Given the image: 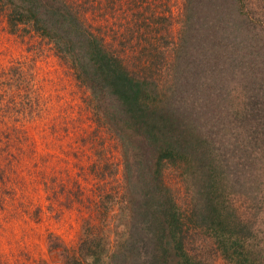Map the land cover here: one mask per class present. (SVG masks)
I'll list each match as a JSON object with an SVG mask.
<instances>
[{"label":"rangeland","instance_id":"1","mask_svg":"<svg viewBox=\"0 0 264 264\" xmlns=\"http://www.w3.org/2000/svg\"><path fill=\"white\" fill-rule=\"evenodd\" d=\"M48 1L73 3L81 33L92 30L108 41H138L128 32L147 24L173 30L161 36L183 51L176 61L171 45L170 57L157 59L162 72L154 73L209 137L213 161L204 176L191 163L164 171L192 219L188 251L203 264H234L210 229L217 214L207 210L200 220L197 210L210 183L215 209L240 217L236 230L264 256V0H139V9L131 0ZM5 4L0 0V264H69L88 232L104 234L113 253L126 235L121 218L129 220L142 180L157 168L155 154L140 138L127 141L134 157L127 185L113 119L118 108L108 96L99 106L71 65L84 37L60 25L59 50L28 25L11 32ZM133 251L129 262L116 264H140Z\"/></svg>","mask_w":264,"mask_h":264},{"label":"trees","instance_id":"2","mask_svg":"<svg viewBox=\"0 0 264 264\" xmlns=\"http://www.w3.org/2000/svg\"><path fill=\"white\" fill-rule=\"evenodd\" d=\"M131 2H136V9L140 8L139 0ZM189 2L192 3V0ZM73 6V3L62 6L48 0H9L2 11L11 32L20 25H28L32 31L51 39L59 50L60 40H54V35L60 25L84 37L79 54H70L71 65L77 78L89 87L99 106L108 96L109 102L113 100L118 108L113 113V119L117 121V132L125 149L127 185H132L134 181L129 177L134 174V157L132 148L127 146V141L133 137L140 138L152 150L155 154L152 166L157 168L154 175L149 171L142 180L145 186L141 187L140 182V193L135 194L138 196V207L132 206L133 211L127 213L129 220L125 216L121 218L126 235L118 240L116 250L113 253L107 251V240L101 232H88L81 239L80 256L70 257L68 263L104 264L109 259L110 264H116L119 258L127 263L129 259L126 258H130L134 249L136 259H143L140 264H203L188 251L190 214L183 210L173 190L164 182V171L170 165L191 163L195 172L204 176L210 173L213 163L206 151L209 137L186 116L188 111L183 110L180 104H174L170 94L172 90L164 85L159 74L154 73L162 72L165 65L159 66L157 59H160V54L164 59L170 57L168 50L171 45L174 51L171 53L178 60L183 51L179 50L180 43L173 44L174 38L172 41L161 36L162 32L169 35L173 30L157 29L151 24L138 28L136 32H128L127 36L139 35L138 41L129 38L108 41L104 34L87 29L81 33L85 26L73 11ZM147 154L144 156L151 164V157ZM144 166L143 163V170ZM149 169H152L151 165ZM204 187L205 193L199 196L197 210L201 212L200 220L206 218L207 210L210 217L215 218V214L219 217L217 223L210 221V229L223 256L234 264H264L261 250L236 230L238 224H243L240 217L235 221L231 215L220 212L218 207L215 209L214 184H204Z\"/></svg>","mask_w":264,"mask_h":264}]
</instances>
